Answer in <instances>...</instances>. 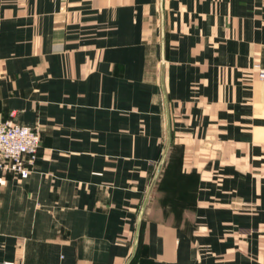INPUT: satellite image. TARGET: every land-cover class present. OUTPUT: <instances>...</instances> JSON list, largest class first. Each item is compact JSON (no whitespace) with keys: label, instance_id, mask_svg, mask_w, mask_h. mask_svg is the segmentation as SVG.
Wrapping results in <instances>:
<instances>
[{"label":"crops","instance_id":"1","mask_svg":"<svg viewBox=\"0 0 264 264\" xmlns=\"http://www.w3.org/2000/svg\"><path fill=\"white\" fill-rule=\"evenodd\" d=\"M258 68L264 0H0V264H264Z\"/></svg>","mask_w":264,"mask_h":264},{"label":"built area","instance_id":"2","mask_svg":"<svg viewBox=\"0 0 264 264\" xmlns=\"http://www.w3.org/2000/svg\"><path fill=\"white\" fill-rule=\"evenodd\" d=\"M264 79V69L258 68ZM40 146V129L37 125L0 119V172L26 178L35 166Z\"/></svg>","mask_w":264,"mask_h":264},{"label":"water","instance_id":"3","mask_svg":"<svg viewBox=\"0 0 264 264\" xmlns=\"http://www.w3.org/2000/svg\"><path fill=\"white\" fill-rule=\"evenodd\" d=\"M162 52H163V44H162ZM162 60H163V53H162ZM169 144H170V132H169V128L167 127V138H166V144H165L164 150H163V152H162L161 158H160V160H159V162H158V166H157V168H156V170H155V172H154V175H153V178H152V180H151V183H150V185H149V188H148L147 194H146V196H145V198H144V201H143V203H142V207H141V210H140L139 221H138V223H140V218H141L142 212H143V210H144V208H145V205H146V203H147V201H148V199H149L150 193H151V191H152V189H153V186H154V184H155V182H156V180H157V177H158V175H159V172H160V170H161V167H162V165H163V163H164V160H165V157H166V154H167L168 148H169ZM138 227H139V225H138Z\"/></svg>","mask_w":264,"mask_h":264}]
</instances>
